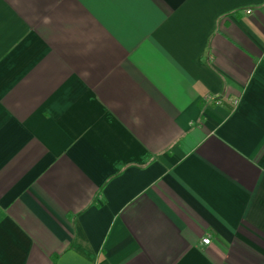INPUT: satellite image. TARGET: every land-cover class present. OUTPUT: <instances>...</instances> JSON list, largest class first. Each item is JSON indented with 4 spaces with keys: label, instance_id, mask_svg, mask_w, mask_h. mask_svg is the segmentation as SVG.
<instances>
[{
    "label": "crops",
    "instance_id": "0c3cea01",
    "mask_svg": "<svg viewBox=\"0 0 264 264\" xmlns=\"http://www.w3.org/2000/svg\"><path fill=\"white\" fill-rule=\"evenodd\" d=\"M0 264H264V0H0Z\"/></svg>",
    "mask_w": 264,
    "mask_h": 264
},
{
    "label": "built area",
    "instance_id": "2783aa9c",
    "mask_svg": "<svg viewBox=\"0 0 264 264\" xmlns=\"http://www.w3.org/2000/svg\"><path fill=\"white\" fill-rule=\"evenodd\" d=\"M237 103V101L235 102V104ZM211 242V238L210 237H207L204 239V243H210Z\"/></svg>",
    "mask_w": 264,
    "mask_h": 264
}]
</instances>
